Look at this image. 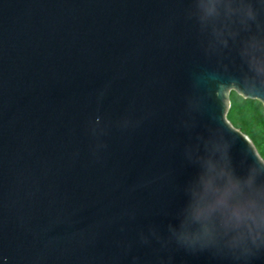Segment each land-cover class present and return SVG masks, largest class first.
<instances>
[{
    "label": "water",
    "instance_id": "obj_1",
    "mask_svg": "<svg viewBox=\"0 0 264 264\" xmlns=\"http://www.w3.org/2000/svg\"><path fill=\"white\" fill-rule=\"evenodd\" d=\"M264 0H0V264H264Z\"/></svg>",
    "mask_w": 264,
    "mask_h": 264
},
{
    "label": "trees",
    "instance_id": "obj_2",
    "mask_svg": "<svg viewBox=\"0 0 264 264\" xmlns=\"http://www.w3.org/2000/svg\"><path fill=\"white\" fill-rule=\"evenodd\" d=\"M229 122L250 138L264 160V106L254 100H245L237 93L230 95Z\"/></svg>",
    "mask_w": 264,
    "mask_h": 264
}]
</instances>
